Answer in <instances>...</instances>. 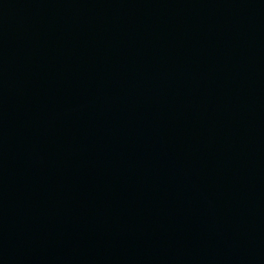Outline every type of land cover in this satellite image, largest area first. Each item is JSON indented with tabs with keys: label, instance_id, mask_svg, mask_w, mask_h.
Returning <instances> with one entry per match:
<instances>
[{
	"label": "water",
	"instance_id": "1",
	"mask_svg": "<svg viewBox=\"0 0 264 264\" xmlns=\"http://www.w3.org/2000/svg\"><path fill=\"white\" fill-rule=\"evenodd\" d=\"M0 264H264V0H0Z\"/></svg>",
	"mask_w": 264,
	"mask_h": 264
}]
</instances>
